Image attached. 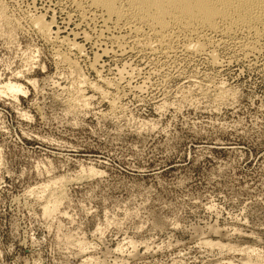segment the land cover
I'll return each mask as SVG.
<instances>
[{"label": "rangeland", "instance_id": "obj_1", "mask_svg": "<svg viewBox=\"0 0 264 264\" xmlns=\"http://www.w3.org/2000/svg\"><path fill=\"white\" fill-rule=\"evenodd\" d=\"M78 1L0 0V264H264V38L152 51Z\"/></svg>", "mask_w": 264, "mask_h": 264}, {"label": "bare ground", "instance_id": "obj_2", "mask_svg": "<svg viewBox=\"0 0 264 264\" xmlns=\"http://www.w3.org/2000/svg\"><path fill=\"white\" fill-rule=\"evenodd\" d=\"M79 1H81V4L83 3L87 4L89 10L93 9L97 11L99 10L100 12L102 11L103 14H105L108 17L107 20L111 19L115 21L116 24L115 23L114 24L116 26L121 28L123 27L126 29L128 28L129 29L128 31L132 32L134 36H136L137 40L140 39V36H145L146 39L144 38L143 40L145 41L147 40V42L150 43L148 44L146 42L149 45L148 46L149 49L152 51H156V49L159 48L160 50L165 49V51L166 50L168 51L169 48H171L170 47L171 43L181 36L185 38L186 45L182 47V49L184 48V52L188 54L192 53L194 55H200V54L202 55L205 54L206 51L208 52V48L210 49V46L208 48H206L205 46L211 41H213L210 39V36H214V35H218L221 38L223 37L225 39L229 38V41L230 38L232 39L234 36L238 34L243 35V37L253 36L252 38H254V40H259L264 38V0H79ZM81 6L82 5H80V7ZM35 22L38 30L43 34V36L44 37L47 36L51 30L50 25L46 24L44 20L41 19V17L37 19ZM145 28L148 29L149 31L148 34H146L147 32L146 33L144 32ZM132 39L135 40V38ZM234 39L236 40V38ZM221 42L222 41H220V43ZM259 42L257 41L256 43ZM139 43L140 41L138 42V44ZM238 43L239 41H237V44ZM140 45L141 44H139V46ZM212 45L214 46V44ZM241 45L243 47L245 46L246 49L248 50L249 49L256 50L257 46L261 47L259 45L252 46L251 42L250 43L243 42ZM252 50L249 51L252 52ZM213 51H211V53H213ZM211 53H209V55H211ZM214 53L210 57L211 60ZM214 60L215 58L213 59V61ZM6 87L7 90L10 92H15V93L19 91L22 92L21 91L22 89L20 90L19 87L18 86L16 87L15 85L14 86L8 85ZM97 90L99 91V89ZM56 201L54 204L51 205L49 204L45 207L46 215L51 216L53 213L57 211L59 203L58 201L57 202Z\"/></svg>", "mask_w": 264, "mask_h": 264}]
</instances>
